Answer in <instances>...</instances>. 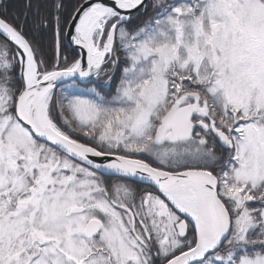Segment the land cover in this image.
<instances>
[{
	"label": "snow or ice",
	"instance_id": "1",
	"mask_svg": "<svg viewBox=\"0 0 264 264\" xmlns=\"http://www.w3.org/2000/svg\"><path fill=\"white\" fill-rule=\"evenodd\" d=\"M0 264H264V0H0Z\"/></svg>",
	"mask_w": 264,
	"mask_h": 264
}]
</instances>
